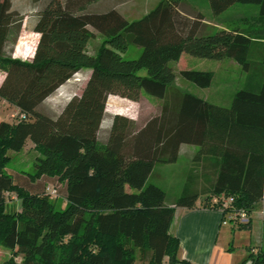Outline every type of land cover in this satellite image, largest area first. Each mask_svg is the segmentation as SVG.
Returning <instances> with one entry per match:
<instances>
[{
  "label": "trees",
  "instance_id": "obj_1",
  "mask_svg": "<svg viewBox=\"0 0 264 264\" xmlns=\"http://www.w3.org/2000/svg\"><path fill=\"white\" fill-rule=\"evenodd\" d=\"M98 0H50L38 14L40 39L32 60L13 58L24 17L12 0H0V69L6 78L0 98L20 110L16 123H0V247L23 256V264H191L179 259V239L171 234L176 208H194L199 193L206 207L222 208L214 198H233L226 214L244 211L249 219L264 198V79L257 88L237 92L228 108L190 93L173 91L171 67L184 54L216 61L232 59L251 71L250 53L264 41V0H208L215 17L234 5L260 8V29H217L185 0H159L142 19L128 21L118 10H87ZM97 31L103 42L88 52ZM131 46L142 49L126 58ZM264 64V61H263ZM91 76L81 96L52 118L37 109L81 70ZM145 70L146 75H141ZM181 77L209 88L212 72L185 70ZM172 90V91H171ZM146 93L164 100L162 114L134 133V122L115 115L105 143L99 133L111 95L139 101ZM31 141L40 157L29 172L8 174L9 152ZM183 144L199 147L197 159H216V180L202 191L188 183L175 207L166 194L147 184L157 165L178 161ZM48 185L64 193L57 209ZM21 200L8 209L7 194ZM234 223V222H233ZM248 224H239L249 228ZM242 264H264V252H249Z\"/></svg>",
  "mask_w": 264,
  "mask_h": 264
},
{
  "label": "rangeland",
  "instance_id": "obj_2",
  "mask_svg": "<svg viewBox=\"0 0 264 264\" xmlns=\"http://www.w3.org/2000/svg\"><path fill=\"white\" fill-rule=\"evenodd\" d=\"M112 3H118V10L130 22L138 21L145 15L151 12L159 4V0H112ZM190 6L198 9L206 19L215 25L217 29L241 30L250 31L260 29L258 22L260 8L253 5H234L219 17H215L210 8L208 0H185ZM19 7V5H18ZM23 12H26L28 17L37 15V12L29 11V7L21 6ZM28 10V11H27ZM95 38L90 42L88 52L95 55L99 46L103 42V36L94 30ZM22 34V33H21ZM33 38L24 44V39L19 37L17 44L14 46L17 55H20L22 46L29 51L28 59L31 60L34 56L36 41L38 36L35 33H29ZM25 36V34L23 35ZM20 41V42H19ZM15 53V51H14ZM13 53V58H14ZM142 54V49L131 46L125 57L136 59ZM26 57V56H23ZM252 63L251 71L245 72L242 67L232 59L216 61L210 59H201L184 54L178 63H172L171 67L176 73V81L173 91L182 93H190L194 96L207 101L210 104L228 108L232 105L233 99L237 92L247 88H257L264 79V41H258L252 47L250 53ZM195 70L212 72L214 74L212 84L209 88H200L192 82H189L181 77V71ZM91 70L84 69L76 73L71 80L60 87L51 97L38 107V111L52 118H57L65 109L71 99L76 96H81L86 84L91 76ZM141 75H146L143 70ZM6 78V73L0 69V87ZM172 91V90H171ZM165 101L152 97L146 93L141 95L139 101H131L119 96L111 95L106 106V116L102 123L99 140L105 143L112 125L115 115H121L134 122L135 129L128 134V140L125 146V154L131 153L133 146L134 133L144 128L151 120L160 117L162 114ZM21 119L20 110L11 105L6 100L0 98V123H16ZM180 152V151H179ZM184 153V152H182ZM198 155V154H197ZM196 155V156H197ZM11 158L10 163L6 168L8 174L29 172L40 153L36 150L35 145L29 140L21 152H9ZM179 158V157H178ZM197 158V157H195ZM193 167V154H181L180 159L176 164L157 165L148 179L147 184H153L161 188L166 194V203L177 201L183 194V188L186 184V179L190 169ZM199 188V187H198ZM47 191L50 192L57 209L64 210L67 207V202L63 191L59 193L48 185ZM8 209L18 212L21 210V200L16 194L11 193L6 196ZM23 256L18 255L11 250L0 247V264H23ZM170 263V257H166L164 264ZM136 264H148V257H143L140 252Z\"/></svg>",
  "mask_w": 264,
  "mask_h": 264
},
{
  "label": "crops",
  "instance_id": "obj_3",
  "mask_svg": "<svg viewBox=\"0 0 264 264\" xmlns=\"http://www.w3.org/2000/svg\"><path fill=\"white\" fill-rule=\"evenodd\" d=\"M49 1L12 0V9L24 17L22 34H20L22 35L21 39H24V44L29 43L27 40L33 38L29 34L33 32L39 37L36 41V45H38L40 34L34 32L33 28L38 14ZM112 2V0H98L90 4L87 10L97 13L106 12L111 9L118 10V3L116 1L115 3ZM23 5L29 7V11L37 12V15L31 18L26 16L28 14L23 12L24 10L21 8ZM24 34L25 36H23ZM21 49L20 55H17V51L14 50V58L21 60L28 59L27 54L29 51L24 45ZM32 58L30 57L31 60ZM189 153L193 154V167L188 173L183 192L190 182H195L194 189L197 187V190L202 191L206 182L211 183L216 180L217 169L214 168L216 159L210 156H203L198 160L195 157L199 153V147L183 144L180 147L178 160L181 154L188 155ZM199 194L201 195L200 199L194 208H176L170 232L180 241L179 259L189 261L191 264H242L250 251L254 253L258 251L264 252V198L255 204L250 217V227L241 228L235 223L224 224L223 212L220 209L206 207L204 200L208 194ZM175 203V201H172L170 204L165 202L167 206L171 207H175Z\"/></svg>",
  "mask_w": 264,
  "mask_h": 264
},
{
  "label": "built area",
  "instance_id": "obj_4",
  "mask_svg": "<svg viewBox=\"0 0 264 264\" xmlns=\"http://www.w3.org/2000/svg\"><path fill=\"white\" fill-rule=\"evenodd\" d=\"M213 203H221L222 208L221 211L227 209L232 203H233V198H226L224 196L219 197V198H214ZM235 223L237 225L239 224H248L250 222L249 216L244 212H236V213H231V214H226V219L224 220V224L228 223Z\"/></svg>",
  "mask_w": 264,
  "mask_h": 264
}]
</instances>
